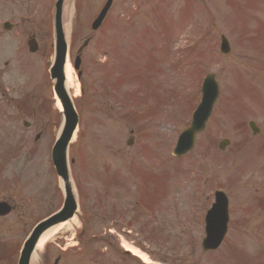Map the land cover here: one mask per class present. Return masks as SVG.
Instances as JSON below:
<instances>
[{
  "label": "rangeland",
  "instance_id": "1",
  "mask_svg": "<svg viewBox=\"0 0 264 264\" xmlns=\"http://www.w3.org/2000/svg\"><path fill=\"white\" fill-rule=\"evenodd\" d=\"M105 1L67 0L68 64L79 87L76 95L71 92L80 115L69 157L87 228L79 246L74 237L80 222L62 234L71 250L66 262L143 264L121 252L129 245L145 253L149 264H259L264 0H114L93 32L92 20ZM53 5L54 0H0V160L21 158L25 143L32 148L21 159L29 165L11 167L19 183L4 184L31 204L48 180L53 127L61 123L47 72L54 54ZM6 21L12 29L3 28ZM31 35L39 46L35 53L27 46ZM222 35L229 54L219 52ZM89 37L78 78L74 59ZM208 73L215 74L220 97L193 150L176 157L178 135L190 123ZM250 121L259 134H252ZM224 138L230 143L221 150ZM219 189L228 197L229 230L220 249L205 252L204 218ZM59 199L58 194L56 207ZM7 220L17 225L1 234L20 242L27 230L21 232L17 214Z\"/></svg>",
  "mask_w": 264,
  "mask_h": 264
},
{
  "label": "water",
  "instance_id": "2",
  "mask_svg": "<svg viewBox=\"0 0 264 264\" xmlns=\"http://www.w3.org/2000/svg\"><path fill=\"white\" fill-rule=\"evenodd\" d=\"M64 0H57L56 2V15H55V29H56V54L55 62L51 68V78L54 80V90L59 99L62 111L64 114V126L61 135L57 142L55 143L52 151L53 160L56 166L60 169L65 180L68 179V169H67V154L69 144L75 134L78 127L79 118L75 110V107L70 99L68 93L65 90V65L67 60L68 44L64 35L63 25H62V7ZM111 0L107 3L106 7L100 14L99 18L94 23V28L97 27L102 19L104 18L106 11L110 6ZM224 41V51L228 52V44L226 39ZM34 43V42H33ZM87 42L85 43V45ZM31 50L35 51L37 49L36 43H31ZM79 57L76 59L75 68L79 67ZM80 75V73H79ZM203 97L202 102L198 106L197 110L193 115L192 125L181 134L177 147L174 151L176 155H183L194 146L196 134L205 128L206 121L208 120L212 109L219 96L218 83L215 81L213 75H208L204 85H203ZM254 127V124L252 123ZM228 141H224L227 144ZM67 204L74 206V200L70 189H67ZM225 198L223 195H218V203L214 206L212 210L209 211L207 215V225L206 233L207 237L203 242L205 249H216L222 242L224 235L227 231L228 215L225 205Z\"/></svg>",
  "mask_w": 264,
  "mask_h": 264
},
{
  "label": "flooded vegetation",
  "instance_id": "3",
  "mask_svg": "<svg viewBox=\"0 0 264 264\" xmlns=\"http://www.w3.org/2000/svg\"><path fill=\"white\" fill-rule=\"evenodd\" d=\"M5 179H9L11 181L9 182H16L19 183V180L21 179L18 175H7ZM5 179L0 180V184H2ZM15 192L12 190L9 186H3V188L0 190V212H2L4 209H6V203L10 204L13 209L10 213L7 214H0V221L4 220V218L12 215L17 214L18 222L25 227L23 230H25L28 226H31V229L35 226L36 223L42 220L43 215H39L41 212L45 211L47 209L46 206H31L36 207V212H32L29 218L31 221L28 220L25 215L24 208L22 207V204H20V201L23 203H27L25 200H23L20 196L16 197L14 196ZM23 203V204H24ZM16 212V213H15ZM4 227V225H1ZM1 230V229H0ZM22 230V231H23ZM21 231V232H22ZM24 239L22 243L20 242H14L9 239H7L3 234L0 233V264H19L20 259V252L23 245ZM52 250V247L48 245L44 249V253L42 256H39L38 264H49L50 262V252ZM30 264H33V261H31Z\"/></svg>",
  "mask_w": 264,
  "mask_h": 264
},
{
  "label": "bare ground",
  "instance_id": "4",
  "mask_svg": "<svg viewBox=\"0 0 264 264\" xmlns=\"http://www.w3.org/2000/svg\"><path fill=\"white\" fill-rule=\"evenodd\" d=\"M69 14V5L66 4L65 8H64V15H65V21H64V30L66 33V36L68 37L69 31H70V22L66 19V17ZM65 87L66 90L68 91V93L70 95H76L79 91V87L75 84V77L73 74V70L70 67L69 64L66 65V81H65ZM71 89L74 90V93L72 94ZM58 106H60V103L57 102ZM75 221V220H74ZM63 228V226H59L56 227L54 230L48 232L45 236H44V240L47 239L54 231L59 230ZM127 248H130L135 254H137L138 256H140L143 260L147 261L148 258L143 255L142 253H140L138 250H136L135 248L130 247L129 245H126Z\"/></svg>",
  "mask_w": 264,
  "mask_h": 264
}]
</instances>
